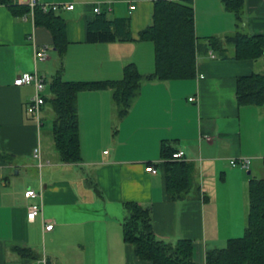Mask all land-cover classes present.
Segmentation results:
<instances>
[{
	"label": "crops",
	"instance_id": "crops-1",
	"mask_svg": "<svg viewBox=\"0 0 264 264\" xmlns=\"http://www.w3.org/2000/svg\"><path fill=\"white\" fill-rule=\"evenodd\" d=\"M156 1L41 0L74 6L58 12L67 22L63 60L48 30L30 16L24 19L27 13L16 16L0 5V154L10 156L0 160V264H37L42 257L47 264H151L123 240L127 202L151 209L158 239L193 241L199 264L208 250L225 248L229 239L245 234L249 181L264 179V106L239 107L237 79L263 73L264 59L234 60L229 45L228 59L212 52L207 38L225 39L237 30L235 14L221 0H169L194 7L199 50L194 79L144 82L121 120L109 90L79 94V163L60 162L53 136L43 130L47 104L38 125L28 112L34 87L15 85L19 76L37 70L46 81L44 95L50 96L48 82L57 73L66 81L120 80L124 67L135 63L144 76L152 74L154 46L139 35L152 24ZM11 2L27 6L29 0ZM96 7L113 19L129 18L133 41L89 43L87 25ZM241 30L264 36V0H246ZM43 46L49 47V59L40 62L35 50ZM165 141L195 165V189L183 201L167 199ZM37 147L40 161L34 157ZM242 158L251 160L248 170L231 165ZM149 163L156 175L146 171ZM28 190L42 196L27 199ZM40 203L42 213L29 221V207ZM14 247L41 258L20 259Z\"/></svg>",
	"mask_w": 264,
	"mask_h": 264
},
{
	"label": "trees",
	"instance_id": "trees-1",
	"mask_svg": "<svg viewBox=\"0 0 264 264\" xmlns=\"http://www.w3.org/2000/svg\"><path fill=\"white\" fill-rule=\"evenodd\" d=\"M224 8L235 14V33L225 39L207 38L213 53L237 61L264 59V36L250 35L242 29L246 0H221ZM16 16L29 13L28 6L0 0ZM37 27L45 28L53 37V47L63 60L68 49L67 22L52 10L45 12L37 7L34 14ZM140 41L154 46V72L144 76L135 63L123 69V78L107 81H66L57 73L48 82L50 96H44L55 114L52 127L54 148L64 164L82 160L78 96L83 91L109 90L118 120L124 119L139 96L144 82L191 80L196 76L198 38L195 34V13L191 2L158 0L154 3L152 24L142 30ZM87 41L92 44L130 42L133 36L129 18H111L107 11L96 14L87 25ZM236 98L239 107L264 106V72L253 73L237 79ZM175 149L166 141L162 143L163 164L167 199L179 202L195 189V165L187 161L172 160ZM10 156L0 154V160ZM151 165V163H149ZM200 188H197L199 190ZM126 217L122 221L123 240L133 247L134 254L151 264H199L195 259L194 242L180 239L168 243L156 237L150 208L136 202L124 204ZM20 259L36 262L41 255L29 248L14 247ZM202 264H264V179H251L248 184V217L245 234L229 239L225 248L210 249Z\"/></svg>",
	"mask_w": 264,
	"mask_h": 264
},
{
	"label": "built area",
	"instance_id": "built-area-1",
	"mask_svg": "<svg viewBox=\"0 0 264 264\" xmlns=\"http://www.w3.org/2000/svg\"><path fill=\"white\" fill-rule=\"evenodd\" d=\"M27 6L29 7L30 11L26 15L23 16L24 19H27L28 16H30L34 20V14H35V9L37 7L42 8L45 12H48L50 10L54 12H59L62 9L65 10H73L74 6L73 5H49V4H42L41 0H29ZM94 13L100 14L101 10L99 7H96L94 9ZM49 47L48 46H43L38 50H35V59L40 61V62H45L49 59ZM211 57L214 58L215 56L213 53H210ZM15 85L16 86H33L35 89V95L32 99L31 104L28 107V112L32 114L35 117V120L37 121L38 125H41L42 123V108L45 105V99H44V93L46 90V81L45 79L40 76L37 70H35L32 73H25L21 76H19L15 80ZM190 101H194V98H190ZM34 157L36 159L41 160V151L40 148L37 147L34 150ZM172 160L174 161H186V156L183 151H177L173 154ZM251 160L249 158H242L240 160H232L231 165L233 167H236L237 165H240L243 169L248 170L250 168ZM146 171L156 175L158 173V170L154 164L147 165L146 166ZM25 196L27 199L31 198H36V197H41V194H37L34 190H28L25 193ZM43 211V206L42 203L40 204H34L29 207L27 218L29 221H34L37 216L42 213ZM53 225L49 224L46 225L45 229L46 230H52ZM37 264H47V261L44 257H42L41 260L37 262Z\"/></svg>",
	"mask_w": 264,
	"mask_h": 264
},
{
	"label": "rangeland",
	"instance_id": "rangeland-1",
	"mask_svg": "<svg viewBox=\"0 0 264 264\" xmlns=\"http://www.w3.org/2000/svg\"><path fill=\"white\" fill-rule=\"evenodd\" d=\"M54 119H55V114H54L53 110L51 109V106L50 105H47L46 106L45 118H44V127H43V130H44V132H48L49 133L48 134L49 139L52 138V127H53ZM45 139H46V136H45ZM46 141L48 143V140H46ZM52 148L55 151L54 145L52 146ZM247 172L248 171H246V173ZM35 173H36V175H38V171L36 169H35ZM250 177L252 178V176H250Z\"/></svg>",
	"mask_w": 264,
	"mask_h": 264
},
{
	"label": "water",
	"instance_id": "water-1",
	"mask_svg": "<svg viewBox=\"0 0 264 264\" xmlns=\"http://www.w3.org/2000/svg\"><path fill=\"white\" fill-rule=\"evenodd\" d=\"M250 174V173H249Z\"/></svg>",
	"mask_w": 264,
	"mask_h": 264
}]
</instances>
